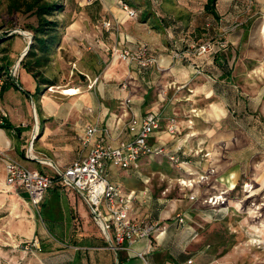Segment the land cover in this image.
I'll return each instance as SVG.
<instances>
[{
	"label": "crops",
	"instance_id": "0c3cea01",
	"mask_svg": "<svg viewBox=\"0 0 264 264\" xmlns=\"http://www.w3.org/2000/svg\"><path fill=\"white\" fill-rule=\"evenodd\" d=\"M206 1L131 0L129 4L138 13L129 18L120 0H88L86 3L69 0L78 11L74 10L68 18L55 59H61V52L68 54L69 62L85 76L80 83L67 88H74L75 92H52L43 88L37 93L35 79L26 87L20 78L14 79L15 83L6 89H0V121L3 118L18 128L15 131L0 127V245L11 242L13 249L21 246L25 252L31 250L27 264H36V261L37 264H176L207 252L208 244L201 239L202 233L206 227H212V220L218 218H213V214L219 210L205 204L201 198L221 192L228 201L236 198L232 207L237 210L241 199L235 194L240 182L257 184L254 190L257 192L264 188V151L254 146L253 139L258 142V138L248 135L257 127L254 123L259 121V112L247 110L242 91L231 88L236 83L242 84V71L250 63L264 60L261 59L264 57V0H255L250 11L242 9L244 0H216L217 18L204 9ZM197 10H203L206 18L216 20L215 34L209 35V31L205 34L215 37L211 39L215 41L217 54L215 57L213 54L195 55L194 63L190 64L174 58L173 45L176 39V43L181 41L179 35L185 29L187 45L196 43L195 38L201 35L202 28ZM240 17L244 23L239 22L241 26L223 35L228 47L220 46V29L233 25ZM104 21L109 22L108 27L101 24ZM13 40L21 43L24 39L16 36ZM138 42L145 43L157 58L141 75L132 70L137 68L135 63L110 56L114 46L134 47ZM189 52L187 49L186 53ZM195 66H201L204 71L196 74ZM124 80L129 82L131 90L122 87ZM138 85H141L139 90ZM227 89L233 90L230 97H226ZM128 96L131 102L125 105ZM226 101L237 109L235 124L229 122V113L234 116L224 107ZM195 103L199 104L200 114L193 126L188 127L186 118ZM150 112L158 113L161 118L160 127L153 132L150 141L164 145L169 152L180 145L182 150L178 154L189 160L187 169L175 167L166 156L160 155L142 156L137 167L107 164L109 179L119 184L130 198L131 216L158 221L163 226L161 231L151 234L149 240L138 239L130 248L114 249L110 238L93 220L81 194L56 180L37 206L31 204L25 188L6 184L7 157L39 171L51 170L53 173L49 175H53L55 167L66 168L88 153L94 141L87 145L81 141L87 126L99 127L94 140L104 136L105 141L116 145L131 137L126 124L132 115L144 116ZM171 116L181 125L174 138L165 128ZM261 117L264 120V116ZM213 118L219 121L215 135L210 128ZM30 144V152L37 158L27 155ZM150 157L160 179L171 178L178 184V196L157 195L151 185L155 174L141 173V168L149 163L145 162L146 158ZM39 158L48 159L53 166L40 162ZM170 172H173L171 176ZM189 172L206 173L208 179L193 188L182 189L178 178L188 176ZM166 189L162 193H166ZM191 192L197 194L196 200L189 199ZM52 198L55 207H48ZM226 208L227 205L222 206L223 211ZM40 211L49 214L45 220L50 226L43 225L45 220L41 219ZM184 211L185 222L175 223V215ZM25 243H30L31 248L25 247ZM139 250H145L144 258L137 256ZM16 256L13 254L14 259H18ZM21 259L15 260L16 264H20Z\"/></svg>",
	"mask_w": 264,
	"mask_h": 264
},
{
	"label": "built area",
	"instance_id": "2783aa9c",
	"mask_svg": "<svg viewBox=\"0 0 264 264\" xmlns=\"http://www.w3.org/2000/svg\"><path fill=\"white\" fill-rule=\"evenodd\" d=\"M242 2V9L250 11L255 0H244ZM120 4L129 18L137 16L138 10L136 8L127 2L122 3L120 1ZM236 7L238 8L239 5L236 4ZM215 23V19H209L205 22V28L210 29ZM102 24L106 27L109 26V22L106 21ZM238 25L239 22L235 21L233 25L225 26L222 30L220 29L218 37L220 46L226 47L227 41L223 38V35ZM30 35H32L31 32ZM193 52L196 56L215 53L214 39L206 38L199 42L194 46ZM117 58L128 63H135L139 72H144L157 62V58L150 53L148 46L142 42H138L134 47L114 46L112 48V59ZM18 65L16 63L10 69V73L13 76L16 75ZM202 72L200 66H195L196 74ZM2 83L3 79L0 78V85ZM127 86L126 83H122L123 88H127ZM130 102L131 97H126L124 100L125 105H128ZM193 111L186 118L188 127L193 126L194 119L200 114L194 109ZM160 120V115L156 112H150L144 116L132 115L126 124L131 137L126 140H120L116 145L105 141L104 136H100L97 140H94L99 127L95 124L87 126L81 141L85 145L91 144L94 141L88 153L75 159L66 168L59 169L55 167L53 175L30 168L14 158L7 157L5 163L6 184L8 186L25 188L29 194L31 204L35 206L44 199L47 190L55 180L62 186L74 188L88 204L93 220L99 225L104 234L110 238L112 247L114 249L130 248L138 239L145 238L149 240L151 234L155 231H161L163 226L158 221L145 218L138 219L131 216L129 207L130 198L124 193L119 184L109 179L107 164L114 163L122 168L137 167L139 159L142 156L160 155L166 156L175 167L186 170L189 160L185 157L181 158L178 154L182 150L180 145L173 152H169L164 145L150 141L153 132L160 127ZM180 126L179 120L175 116H171L166 122V132L174 138L179 133ZM105 132L108 133V130H105ZM189 134L192 133L189 132ZM31 149L32 144L29 145L27 155L37 158L36 155L30 152ZM39 160L44 164L53 166L48 159L39 158ZM207 179L208 175L206 173L194 174L193 172H189L188 176L178 178V183L182 189L193 188L197 183ZM252 188V182H244V190L249 192ZM188 197L190 200H196L197 194L191 192ZM226 199V196L220 192L210 195L207 199H203V201L214 206L225 203ZM186 218V212H180L175 215L174 222L183 224ZM136 254L144 258L145 250H139ZM176 264H193V260L188 258Z\"/></svg>",
	"mask_w": 264,
	"mask_h": 264
},
{
	"label": "rangeland",
	"instance_id": "374dc122",
	"mask_svg": "<svg viewBox=\"0 0 264 264\" xmlns=\"http://www.w3.org/2000/svg\"><path fill=\"white\" fill-rule=\"evenodd\" d=\"M64 1H65V11L63 15H61V17L65 18L68 21V18L71 17V15L75 12L74 10H76V8H75V3H69V0H64ZM79 1L84 3L88 2V0H79ZM120 1L122 3L124 2V0H120ZM152 6H153V10L157 11V7L155 5ZM76 11H78V9ZM196 15L199 18H201L200 20H201L202 28L200 33L201 35L200 36L198 35L195 38L196 43L194 44V46L197 45L199 42L205 40L206 38H215V37L207 36V34L205 33L209 31V35H214L215 34L214 29L216 28V23L210 29L205 28V22L209 19L206 18V15L203 10L198 11ZM237 21L241 22V24L244 23L241 17L238 18ZM0 22L2 23V29H0L2 32L8 30V33L14 32L16 34L21 35L22 38L24 39L23 42L15 43L12 46L13 55L16 57V60L14 62L15 65L21 53L24 50V45L29 40L30 30L26 26L33 22V17L29 14H22L16 17H12L6 11L4 0H0ZM14 23H17V25H14ZM91 23L93 24V22ZM241 24L239 26H241ZM170 32H171V36H173L174 30ZM229 32H231V30ZM179 36L181 37V41L179 40L178 41L179 43H176L177 42L176 39V42H174L178 46V48H176L175 44L173 45V48L176 49L175 52L177 53V55H174V58L180 59L185 63H190V64L194 63L193 62V59L195 58V54L193 53L194 46L192 44L187 45L186 39L188 38V34L186 32V29L180 32ZM228 45L229 43H227V47ZM17 49H20V52H18V54L17 51L15 52V50ZM187 49H189L190 51L189 54L186 53ZM183 52L185 53V55H182ZM61 53H60V55L62 56L61 59L60 58L55 59L48 70V74L50 76L57 77L58 80L57 84L46 87V91L49 90L55 92V90H57L61 92L62 90L63 92L66 93H73L75 92L74 88H70V89L67 88L71 87L74 83L77 82L80 83V81L83 80V77L85 76H83L78 71H76L73 63L69 62L70 56L68 54H64L63 52ZM110 56L112 58V48L110 51ZM228 59L230 60V58ZM261 59H264V57H262ZM115 60H121V59L117 58ZM251 64L253 63H250L248 65V68L242 71L241 75L242 76L244 75L243 76L244 78L240 79L242 84H237L236 79H234V82L236 84L235 87L231 86V88H233L234 90L235 88H238L239 91H242L243 96L246 100L247 110H250L252 112H259V116H258L259 121H256L254 123V125H256L257 127L251 129L249 133L248 132L247 133L249 136L254 135L255 138H258L257 139L258 142L254 141L255 139H253L254 146L258 150L264 151V120H262L261 117L264 116V60H260V62L254 63L253 64L254 68L253 67L251 68ZM200 68L202 67L200 66ZM132 70L135 71L136 74L141 75V72L137 71V68L133 67ZM202 71L204 70L202 69ZM238 71L239 70H237V73ZM15 74L16 75L14 77L20 78L21 83L26 87H29L30 82L32 83L34 81V78L31 76V74L27 72L24 68L21 69L19 65L16 69ZM136 79L137 81H140L139 75H137ZM124 82H126V84L128 85L127 87H129V89L131 90V86L129 82L127 80H124L123 83ZM140 88L141 85L140 86L138 85L137 90H139ZM232 92L233 90L231 91L230 89H227L226 97H230V94ZM256 93H259V95H257ZM196 104L197 103H195V106H193V108L190 107V112H194L193 111L194 109L196 112L200 113L198 107L199 104L198 105ZM223 105H225L224 107H227V112H232L234 116L232 117L231 113H229V117H230L229 122L231 121V123L235 124L234 120L236 118L235 114L237 112L235 105H233L232 102L230 101H226L225 104ZM217 122L219 121H216V118L215 119L213 118L210 123L211 125L210 128L212 129L213 135H215L214 132L218 129L219 126L216 125ZM145 162H149V163L148 165H145L144 168H141V173L149 174V175L155 174L156 171L153 170L155 166L152 163L154 161H152L151 157L146 158ZM45 172L48 174L53 173V171L48 169ZM172 173L173 172L169 173L170 176L172 175ZM243 184H244L243 182H240V185L238 186V191L235 194L239 197V199H241V202L239 203L240 205L237 210L235 207H232V204L236 201L234 199L236 198H232L233 200L230 201H228L229 198H227L225 203L214 205V208H218L219 211H217L216 215L213 214V218H215L214 216L218 218L212 220L213 222L212 227L208 226L204 229V231L202 230L203 233L201 239H204L205 240L204 242L208 244V247L206 249L207 252L201 254V256L197 258H193L194 264H264V188H260V190L258 189V192L254 191L258 186L257 184L253 183V188L251 189V191L248 192L243 189ZM151 185L152 188H154L155 192H157V195H160L162 197L173 198L178 196L180 193L178 190V184H176L175 181H172L171 178L162 180L160 179L158 174L152 176ZM165 188H167L166 193H162V190ZM209 196L210 195L201 198V200L207 199ZM205 204L208 203L205 202ZM225 205H227V208L225 209V211H223L222 206ZM49 206L55 207L54 198L49 199L48 207ZM40 213H41L40 216H42L41 219L43 220L50 217L49 214L46 213V211H42V212L40 211ZM220 214L223 215L220 216ZM37 217H38V213H37ZM43 225L44 226L46 225L48 227L50 226V222L48 220H45L43 222ZM5 235L7 237H10V234L8 232H5ZM28 247L30 249L31 244H29ZM13 248L14 247L11 245V242L9 244L0 245V264H16L15 260L18 262L20 258H22L21 259L22 261L20 260L21 261L20 264H27L29 256L30 254H32L31 250H29V252H25L22 250L24 248H22L21 246H15V249ZM37 252L38 251H36V253ZM13 254L18 255V257L16 256V258L18 259H14Z\"/></svg>",
	"mask_w": 264,
	"mask_h": 264
},
{
	"label": "trees",
	"instance_id": "16d2710c",
	"mask_svg": "<svg viewBox=\"0 0 264 264\" xmlns=\"http://www.w3.org/2000/svg\"><path fill=\"white\" fill-rule=\"evenodd\" d=\"M131 0H124L130 3ZM6 11L12 17L22 14H29L33 17V22L26 27L32 33L31 43L25 55L19 61V67L24 68L37 83L39 93L43 88L57 84V77L50 76L48 70L54 62L57 50L61 45L63 31L67 25V20L62 18L65 11L64 0H4ZM216 0H207L204 9L217 18L215 11ZM13 24V23H12ZM17 25V23H14ZM0 29L2 23L0 22ZM16 36H21L14 32L8 33V30L0 32V78L3 79L1 84V91L15 83L14 77L10 73V69L14 65L16 57L13 55L12 46ZM22 37V36H21ZM28 42V41H27ZM24 45V47L27 45ZM17 50H15L16 52ZM19 51H17L18 54ZM216 52L213 56H216ZM223 70L228 72L224 64ZM18 85V84H17ZM37 112H39L38 105H36ZM0 127L5 129L18 130L17 127L11 125L8 121H0ZM236 188V187H235ZM234 188V190H235Z\"/></svg>",
	"mask_w": 264,
	"mask_h": 264
},
{
	"label": "water",
	"instance_id": "95a60500",
	"mask_svg": "<svg viewBox=\"0 0 264 264\" xmlns=\"http://www.w3.org/2000/svg\"><path fill=\"white\" fill-rule=\"evenodd\" d=\"M30 43H31V35H30V38H29V40H28V42H27V45L24 47V50H23V52L21 53V55H20V57H19V59H18V61H17L18 64H19V61L22 59V57H23V56L25 55V53L27 52Z\"/></svg>",
	"mask_w": 264,
	"mask_h": 264
},
{
	"label": "bare ground",
	"instance_id": "6f19581e",
	"mask_svg": "<svg viewBox=\"0 0 264 264\" xmlns=\"http://www.w3.org/2000/svg\"><path fill=\"white\" fill-rule=\"evenodd\" d=\"M213 200V199H212Z\"/></svg>",
	"mask_w": 264,
	"mask_h": 264
}]
</instances>
